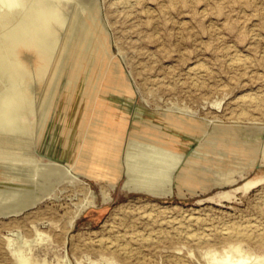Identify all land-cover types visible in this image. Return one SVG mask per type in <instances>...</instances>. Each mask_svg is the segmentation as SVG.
I'll list each match as a JSON object with an SVG mask.
<instances>
[{
	"label": "rangeland",
	"instance_id": "1",
	"mask_svg": "<svg viewBox=\"0 0 264 264\" xmlns=\"http://www.w3.org/2000/svg\"><path fill=\"white\" fill-rule=\"evenodd\" d=\"M91 1L72 0L63 25L53 21L43 35L49 40L47 36L58 31L59 38L41 85L34 43L19 44L27 32L17 33L13 44L5 35L8 27L23 22L22 13H12L8 24L0 21V50L4 49L0 100L17 103L20 111L29 110L21 111L19 120L35 129L28 141L12 146L0 142V183L24 181L1 164L28 158L26 148L36 162L44 155L85 171L79 181L63 179L19 212L0 213V264H24L23 258L33 264H217L240 257L248 264H264V0ZM79 15L99 60L89 72L95 86L86 101L88 115L77 128L78 142L70 156L60 157L44 152L36 128L42 123L45 95L70 33L68 26ZM16 61L22 62L21 69ZM111 74L116 75V99L102 97ZM64 75L52 95L59 107L67 96L61 88L69 87ZM23 79L28 93L23 91ZM78 96L75 92L72 109ZM108 106L122 110L114 113L115 143L109 148L103 144V150L92 157L89 137L95 132V115ZM15 117L11 111L2 123H13ZM57 118L53 115L52 121ZM175 119L196 128L180 130ZM219 126L230 133L219 132ZM173 129L182 142L173 162L163 171L138 172V176L139 168L151 170L161 161L135 160L137 151L131 149L145 137ZM90 162L93 167L110 166L113 185L105 180L107 176H90L85 167ZM141 178L160 186L162 193L136 189ZM22 240L28 243L21 245Z\"/></svg>",
	"mask_w": 264,
	"mask_h": 264
},
{
	"label": "bare ground",
	"instance_id": "2",
	"mask_svg": "<svg viewBox=\"0 0 264 264\" xmlns=\"http://www.w3.org/2000/svg\"><path fill=\"white\" fill-rule=\"evenodd\" d=\"M85 1H88V0H85ZM71 2H72V0H0V6L2 8L0 11V21L3 24H8L10 22V17L12 15V13H14V12L22 13L21 15L23 18V22H21V24L8 27V30L5 32V35L8 36V38L10 39L9 40L10 43L13 44L16 42L15 36L17 33L21 32V31L27 32V33L24 32L27 35V38H25L23 41L21 40V42L19 44L24 45L29 40H32V42L34 43L33 53H35L34 55L36 58L35 59V69H36V74H37V83H39V85H41V83H42L43 77L45 75V72L47 70L51 56L54 53V50H55V47L57 45V41L59 38L58 37V31H54L52 34H49V36H47L49 40H46L43 37V35H46L49 32V26L51 25V23L53 21H57V23L54 22V24L55 23L59 24L60 27L63 25L65 14L69 10V8L71 6ZM118 2H122V1H118ZM91 4L94 5L93 2ZM91 4H87V5L92 6ZM76 5H75V7H76ZM123 5H125V3ZM84 7H85V5H84ZM72 8H73V6H72ZM77 11H79V10H77ZM72 13L74 14V11ZM66 15H68V14H66ZM69 15L71 16V14H69ZM93 17H94V15H93ZM68 20H69V18H68ZM94 20H96V19H94ZM68 23H69V21H68ZM65 24L66 23L64 22V28H65ZM51 26L53 27V25H51ZM96 26H97L96 28L99 29L97 23H96ZM69 27L71 28L70 33L67 34L66 41H65V43H63L65 45H64L63 50L61 51V54H60V57L58 60V65L55 68V71L53 73L52 84L49 87V89L47 90L46 95H45L43 111H42V113H43L42 123L38 128H36V130H37L36 140L39 141L40 138L42 139V143H43L42 148L45 150L44 152H46L49 155L51 154V155L60 156V157L70 156V154L73 151V148L75 147V145L78 142V139L80 136H78V134H77V128L79 127V123H81V121L84 120V118L88 115V109L89 108H88V102H86V101L88 100L87 98H89V96H90L88 93L92 92L94 90V86H95L94 81L89 76V74H90L89 72H93L94 67L97 65L98 60H99V55L96 51V47L92 43V40L90 39V36L88 34L89 31L86 30L80 15H79V17L77 16L72 20L71 26H68V28ZM67 32H68V30H67ZM2 49L0 51H2ZM3 51H4V49H3ZM4 55H5V52H4ZM16 66L19 69H21L22 68V62L16 61ZM52 66H53V64H52ZM10 68H11V66H10ZM51 69H53V68H51ZM63 73L65 75H67V77H68V78L66 77L65 81L69 82V85H68L69 87L63 86L61 88L67 93V96L65 98L64 105L59 107V106H57V104H53L52 95H53L54 91L56 90L57 82L59 80L61 82L64 81L63 78H60L61 74L63 75ZM13 77H15V76H13ZM115 78H116V75L111 74L108 84L105 85L107 92L105 90H103L102 97H104L106 99L107 98L111 99L113 97L116 99L119 97L118 96V90L116 89V85H115V82H116ZM80 80H81V83H80L81 85L78 88L76 85L78 84V82H80ZM23 83H24L23 91L25 93H28V89H29L28 87L29 86H28L27 80L23 79ZM65 84H66V82H65ZM18 87H20V86H18ZM13 92H15V91H13ZM75 92H78L80 98L78 96L76 98L77 100H74L75 108L72 109L70 107V104L73 103ZM119 92L122 93V91H119ZM11 95L14 96V94H12V93H11ZM16 96H18V95H16ZM1 97H3V96H1ZM19 99L20 98H18V101H19ZM28 99H29V102H31L32 97L28 98ZM11 100H13V99H11ZM22 103H25L24 100ZM29 104H31V103H29ZM19 106L20 105H17V103L12 104V101L10 103V102H7V100L5 101V99L0 100V142H6L9 144V146H12V144L15 145V142H23L24 140H27V137H30V135H31V137H33L35 134V133L32 134V132H34V130H35L33 126L25 123V121L23 122V120L22 121L19 120L21 111L24 113L25 112L27 113V111H29V110L23 111L22 109L20 111ZM105 109L106 110H99L98 111V114L95 115V122L92 119L94 122V125H92V126H94V129H92V130L93 131L95 130V132L89 137L90 138L89 155L92 157H94L95 155H98V152H101L103 150V147H104V146H102L103 144H106L109 148L112 145H114V143H115V139L113 137V131H114L113 128H117V126H115V125L118 124L117 123L118 120L115 117L114 113L122 112V110H118V109H115L113 107H109V108H105ZM11 111L16 112V117L14 118V121L12 120L13 123H6V124L2 123L3 119L6 117L7 114L9 116V113ZM30 111H33L32 105L30 107ZM53 115H58L56 122L52 121ZM47 117H48V122H46ZM32 118H33V116H32ZM8 120H7V122H8ZM168 122H169V120H168ZM171 122H173V121H171ZM174 122H175L174 124H176L178 127L182 126L180 130L184 129L186 131H191L192 129L196 128L193 125V123H191L189 121H180V119H175ZM42 130H43V132H42ZM218 130H219V132L224 133V134L230 133V132H227L221 126L218 127ZM157 132H158V129H157ZM159 132H160V130H159ZM132 134H134V133H132ZM179 135H181V134L178 133V135H177L175 130L173 132H171V131L165 132L164 131L162 135L155 134V135L150 136L149 138L145 137V141L141 145L139 144L138 145L139 147L135 146L134 149H131V150H134L133 152L137 151V154L135 156H133L134 155L133 154V155H131V157L132 156L134 158L136 157V158H138V160H142L144 158L145 159L150 158V159H154V160H159V162L161 161L160 163H164L160 166V163L158 161H156L159 163V165H157V167H155V168L152 166L154 169L148 170V168H147L146 171H143V168L142 169L139 168L138 170H136L137 173L138 172L139 173L147 172V174L150 175V173L152 174V173H157L159 171H163L162 169L166 168L165 166L167 164H169L168 162L173 160L172 157H173L174 151L177 150L178 149L177 147H179V145L181 146V144H182L181 140L177 137ZM141 138L142 137H140V139ZM187 139H190V137H188ZM129 144L132 145L131 143H129ZM23 151L27 154L28 158L26 157V159H21L20 157H18L14 160L8 159V160H6L5 163L1 164V165H4L6 167L8 172H10V174H12L14 178H18V179H21L24 181L23 182L21 181V183H18L17 185H15V183H13V184L0 183V213L19 212L22 209L26 208L27 206L35 204L42 197V195L49 194L52 191V188L57 183L61 182L63 179L69 178L70 180L79 181L85 173L84 169L79 170L78 167H76L74 165V163H67V165H65V164L63 165V164H60V162H58L57 160H53L49 156L43 155L42 157H40L39 161L36 162L34 159H31L29 157L32 155L31 150L29 148L23 149ZM18 152H20V151H18ZM251 152H253V151H251ZM142 153L144 156L142 155ZM128 156H129V154H128ZM128 156H127V158H128ZM136 158H135V160H136ZM154 160L153 161L150 160V161H152L154 163L155 162ZM91 162H93V161H91ZM91 162L89 164L85 165L87 171L90 173V176H93L95 179L105 178L107 176L105 180H107L108 182H110L111 185H113L115 179H114V177L113 178L109 177V175H111L110 173L112 172L111 167L108 166L107 164H105V165L95 164L93 167V165H91L92 164ZM140 162H142V161H140ZM171 162H173V161H171ZM129 164L130 163H128V166H129ZM135 165H137V164H135ZM141 165H144V164L141 163ZM147 167H148V165H147ZM184 170H186V169L184 168ZM133 171H135V170H133ZM139 173H138V176H139ZM33 177H37V179L34 180L32 184L31 183L28 184L27 182L31 181ZM134 177H136V175H134ZM145 177H146V175H145ZM145 177H144V179H145ZM130 178H133V177H130ZM144 179L141 178L140 180H138V182H136L137 180L135 181L137 183V184L135 183L136 189L145 190L147 192L154 193V194L162 193L161 192L162 188H160V186L157 187L156 186L157 184L156 185L148 184V182H146V180H144ZM152 179H154V178L152 177ZM129 181H131V180H129ZM132 181H134V178L132 179ZM155 182H157V178H156ZM161 184L162 183H160V185ZM128 185H130V184H128ZM131 186H132V184H131ZM104 197H106V194H104ZM155 223H157V222H155ZM175 232H177V231H175ZM180 235H182V234H180ZM134 238H135V236H134ZM21 243H22L21 245L27 244L28 241L22 240ZM125 246H127V245H125ZM125 255H126V252H125ZM257 259L258 258L256 257L255 260L257 261ZM23 262H24V264H33L28 258H23ZM248 263H249V261L246 258L240 257V258L236 259L235 261L225 260V261L219 262L217 264H248ZM35 264H45V263H35Z\"/></svg>",
	"mask_w": 264,
	"mask_h": 264
}]
</instances>
